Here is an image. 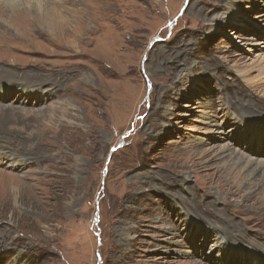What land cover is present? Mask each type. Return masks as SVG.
I'll list each match as a JSON object with an SVG mask.
<instances>
[{"label":"rangeland","instance_id":"374dc122","mask_svg":"<svg viewBox=\"0 0 264 264\" xmlns=\"http://www.w3.org/2000/svg\"><path fill=\"white\" fill-rule=\"evenodd\" d=\"M19 6L0 264H264V0Z\"/></svg>","mask_w":264,"mask_h":264},{"label":"bare ground","instance_id":"6f19581e","mask_svg":"<svg viewBox=\"0 0 264 264\" xmlns=\"http://www.w3.org/2000/svg\"><path fill=\"white\" fill-rule=\"evenodd\" d=\"M11 1V2H10ZM9 2L10 4H13V6H8L9 5ZM20 2H23V0H0V13H3L5 12L6 14L11 15V10L10 8L13 7L14 8V12L17 14L16 17L17 18H20L21 20H23V22H26V23H31L32 20L30 19L31 18V15H32V12L29 11L28 9L22 7L20 8ZM13 14V12H12ZM2 15V14H1ZM0 15V16H1ZM34 15V18L33 20H37L39 21L40 19L42 20L43 19V16L41 14V12L35 11V13H33ZM11 18V17H10ZM46 19H49V18H46ZM30 20V21H29ZM21 22V21H20ZM29 26V25H28ZM37 27V26H36ZM35 27V29H36ZM30 28V27H29ZM6 46H8V43L6 42L5 39H0V56L1 57H4V54H1V53H7L10 51L9 48H7ZM5 66V65H4ZM1 67V66H0ZM5 69L4 68H0V117L3 116V115H11L15 112V109L13 108L12 106V103H22V100H20V98L24 95L26 97H29L28 98V101H30V98H34L35 96H37V90H36V87L34 89H28L29 87H32V83L28 84V81L27 82H23V84L25 85L24 87L20 86V89H16L19 85V83H17V80L14 76H11V77H7L8 74L5 73L4 71ZM11 74V73H9ZM15 74V73H13ZM12 75V74H11ZM14 77V78H13ZM31 77V76H30ZM18 92V93H17ZM44 92V91H43ZM16 96L14 98H12V95H15ZM38 99L39 102H41L43 99L42 97V92H40L38 94L37 97H35ZM17 100V101H16ZM10 102L11 104H6V102ZM37 101V102H38ZM25 102V101H23ZM27 102V101H26ZM37 114L38 113H34L33 114V117H37ZM6 117V116H5ZM8 119V118H7ZM10 119V118H9ZM3 120V119H2ZM1 128V127H0ZM1 132V131H0ZM3 135V134H2ZM256 133H252L251 134V137H249L250 139H253L257 141V144L255 146V148H253V150L259 154L261 153L262 150H260V147L261 145L264 144V139H262L260 136V139L258 137L255 136ZM15 137V136H14ZM13 137V138H14ZM240 138H248L245 134H241ZM251 141V140H250ZM263 147V146H262ZM261 147V148H262ZM0 154H3L0 152ZM3 157V156H2ZM1 158V156H0ZM213 158V157H212ZM12 160V159H11ZM211 160V159H210ZM21 164H24L22 161H18V163H15V165L13 166H22ZM263 186V185H262ZM260 186V187H262ZM231 188V187H230ZM251 193V192H250ZM249 193V195H250ZM232 194V193H231ZM202 224V223H201ZM205 225V224H204ZM214 223H210L209 225L206 224L205 225V228L208 229L209 232H214V227H213ZM205 231V230H204ZM216 237H214L215 239ZM215 245H217V242L214 243ZM214 246V245H213ZM255 258V257H254Z\"/></svg>","mask_w":264,"mask_h":264},{"label":"water","instance_id":"95a60500","mask_svg":"<svg viewBox=\"0 0 264 264\" xmlns=\"http://www.w3.org/2000/svg\"><path fill=\"white\" fill-rule=\"evenodd\" d=\"M120 145L122 144V141H120V143H119Z\"/></svg>","mask_w":264,"mask_h":264}]
</instances>
